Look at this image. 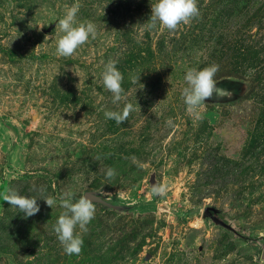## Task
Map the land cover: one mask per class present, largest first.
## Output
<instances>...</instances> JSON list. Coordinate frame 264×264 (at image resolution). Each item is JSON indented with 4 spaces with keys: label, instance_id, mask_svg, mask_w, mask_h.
I'll return each instance as SVG.
<instances>
[{
    "label": "rangeland",
    "instance_id": "374dc122",
    "mask_svg": "<svg viewBox=\"0 0 264 264\" xmlns=\"http://www.w3.org/2000/svg\"><path fill=\"white\" fill-rule=\"evenodd\" d=\"M152 2L0 0V193L40 205L24 218L0 197V264H264V0H197L172 31L145 27ZM73 4L97 34L57 56L55 23ZM213 64L195 119L184 76ZM125 103L124 122L105 118ZM63 193L94 203L79 254L53 231Z\"/></svg>",
    "mask_w": 264,
    "mask_h": 264
},
{
    "label": "clouds",
    "instance_id": "9594fccd",
    "mask_svg": "<svg viewBox=\"0 0 264 264\" xmlns=\"http://www.w3.org/2000/svg\"><path fill=\"white\" fill-rule=\"evenodd\" d=\"M150 4L151 13L145 23L147 29L156 28L159 24L172 31L179 24H188L192 18L199 15L197 0H154ZM78 10V4H73L55 23L54 29L62 34L56 40L55 54L57 56H71L78 46L90 37L92 39L96 37L97 28L94 23H77ZM217 71L218 66L213 64L202 69L190 68L185 73L184 80L187 82V86L183 88L181 96L186 105L187 113L195 119L202 118L198 109L206 99L213 95L215 90L213 77ZM101 77L104 88L112 94V103L122 102L125 99L122 88L123 75L116 67L115 62L109 61L104 65ZM135 82L136 78L133 77V83ZM130 109H132V105L125 103L121 110L105 111L104 116L106 119H113L117 124H121L127 119ZM167 123L172 124L171 119ZM114 174L115 170L109 167L106 176L110 178ZM166 190V186L158 182L153 183L151 188V192L155 196H163ZM0 197L3 201L8 202L9 206L17 208L24 218L31 217L40 211L37 197L20 195L12 189L0 193ZM41 198L51 208L56 202L52 198ZM59 201L64 211L57 217L53 231L66 254H79L83 239L80 233L76 232V228L79 227L80 230L87 231L86 226L95 214L94 203L87 195L74 199L71 193L61 194Z\"/></svg>",
    "mask_w": 264,
    "mask_h": 264
}]
</instances>
